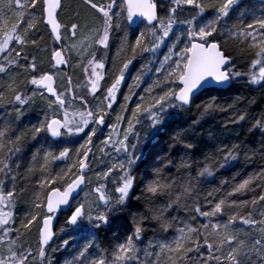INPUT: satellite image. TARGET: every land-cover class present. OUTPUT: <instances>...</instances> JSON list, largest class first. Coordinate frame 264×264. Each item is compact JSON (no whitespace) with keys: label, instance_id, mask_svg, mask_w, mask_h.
Wrapping results in <instances>:
<instances>
[{"label":"snow or ice","instance_id":"obj_1","mask_svg":"<svg viewBox=\"0 0 264 264\" xmlns=\"http://www.w3.org/2000/svg\"><path fill=\"white\" fill-rule=\"evenodd\" d=\"M241 4L78 0L73 7L66 0H0V264H58L48 249H68V239L51 244L53 221L65 208L71 210L66 225L86 233L65 264H264V168L233 177L226 191L202 189L241 155L248 162L259 153L264 160V115L247 128L260 133L259 148L247 139L218 140L215 152L193 159L205 147L206 116L229 112L223 132L248 119L239 97L217 103L222 91L241 80L264 88V10L249 15ZM66 8L71 15L64 19ZM41 27L59 47L48 52ZM33 50L48 53L46 69ZM138 58L143 63L127 84ZM238 59L247 62L246 71ZM74 68L82 73L75 83L66 71ZM193 105L198 118L187 128L177 123L180 130L138 178L144 148ZM58 162L65 167L54 172ZM85 188V200L73 206V194ZM249 192L251 200L239 198ZM22 200L28 210L18 222ZM114 218L123 222L125 239L99 249L91 230L111 228ZM33 231L34 246L27 240ZM148 232L153 238L145 244Z\"/></svg>","mask_w":264,"mask_h":264},{"label":"trees","instance_id":"obj_2","mask_svg":"<svg viewBox=\"0 0 264 264\" xmlns=\"http://www.w3.org/2000/svg\"><path fill=\"white\" fill-rule=\"evenodd\" d=\"M78 2V0H66V4H71L73 7ZM241 8H247L249 11V15L252 12H255L257 15L264 10V0H242ZM71 15V9L68 11L67 8L65 9V13L63 18L67 19ZM40 34L44 35L45 41L42 42V44L46 43V46L48 48V52L51 51L53 47H56V45L53 44L47 33L45 32L44 28L41 27ZM130 38L131 34H130ZM116 43H119L118 39ZM115 52V48H113V53ZM167 52V48H164L162 50L161 55ZM33 54L37 56L38 63H40V66L42 68H47V57L48 53L46 52H40L33 50ZM135 68H132L131 75L127 78V84L132 83V77L136 75L137 70L140 68L141 63L143 61L138 58L135 62ZM238 66L241 68V70H247L246 69V61L243 59H238L237 61ZM109 69V76L106 77V80L108 83L111 82V76L110 73L113 69V65L111 62L107 65ZM69 71V74L72 76L73 82H78L79 79L82 77V73L79 68H74ZM127 84H125L122 87L121 94L119 96V99L122 101L123 94L127 93L128 87ZM146 85H142L144 87ZM137 91H140V89H137ZM237 97H239V102L237 103V107L240 109L247 110L248 112V119L243 122V127L240 126H232L229 125L230 128L235 127L234 132H223V125L228 120L230 113L229 112H220L215 111L211 113L210 115L206 116L201 121V129L200 132L202 133L203 137V144L205 145L204 150L202 152H198L197 156L193 159L203 161L204 160V154L208 153L209 155L215 152L218 145V140L223 141L226 144H231L234 142H237L239 140L247 139L249 144H254L257 148H259L260 143V133L257 132L254 136L250 135L247 132L248 128V122L251 121L253 118H258L261 115H264V88H260L259 86H251L244 82V80H241L239 82H234L232 85L226 89L223 90L220 96L217 99L218 104H222L227 106L228 104H231L236 101ZM204 99H208V97H204ZM200 100H197V103H200ZM134 106V105H133ZM114 108L116 111H119L118 105H114ZM2 111V110H0ZM33 121L37 119L35 113H32ZM199 112L197 111L195 105H193L192 110L188 114H181L180 120L178 122L172 123L169 125L166 131H164L161 135L157 136L153 141L147 145L144 148L145 152V160L144 163L140 166L138 169L137 175L138 178L142 177L145 174L146 169L148 168L149 164L154 162L158 159L156 153L161 152V149L167 148V141L171 134H173L175 131H179L180 128L177 127V123L181 124L184 128H187L189 124H191V121L193 119L198 118ZM115 116L113 115L110 119L114 120ZM223 133V135H221ZM141 135H143V132H141ZM95 139V138H94ZM199 139V137H198ZM134 142V137L132 138ZM98 142V140L96 141ZM35 143V142H32ZM39 146V145H38ZM78 146V145H76ZM56 149L53 148V151ZM162 154V153H161ZM30 155V153H29ZM66 162H58L57 165L54 166L53 171H59L61 167H65ZM235 167H229L228 169H220L216 173L215 179L212 180L211 183H206L202 186L203 192L211 191L216 188H222L224 191H226L228 188L232 186V184L235 182L233 180V177L236 178V180L247 178L249 175H253L255 173H258L262 168H264V160L261 159L259 153H257L254 157L253 161H245V157L241 155L239 162H234ZM39 174L37 173V177ZM228 181L229 183L227 185H222V181ZM224 191H221L217 193V195H223ZM257 192L260 191L259 188L256 189ZM84 192V191H83ZM137 193H139V188L137 189ZM254 193L249 192L247 195L243 197H239L240 199H248L251 200ZM236 197H233L235 199ZM74 204V203H73ZM74 206V205H73ZM28 210V204L25 201H21L18 205L17 209V217L18 222L19 219L22 218L23 214ZM176 214V213H174ZM70 214H62L55 225V232L56 236L54 241L51 243L52 247H59L62 244V241L65 239L69 240V246L67 251L60 250L55 253L51 252V248L48 249L49 253L56 258L58 261V264H65L66 259H70L77 249L84 245L85 240L82 238L86 233L78 230L75 228V226L68 227L65 223L66 218ZM179 216L183 217L185 214L183 211L178 213ZM221 220H227V214H225L223 217L220 218ZM81 223L86 227H90L88 225V221L85 218ZM122 221L118 218H114L112 227L103 231H98L95 229H92L91 231L97 232V235L95 237H89V239H94L99 249H110L114 248L117 241H123L125 239V231L122 225ZM64 229L61 231V229ZM167 236V238L170 240L171 236L168 234H164ZM149 238H153V234L151 232H148L145 236V244L147 243V240ZM37 239V235L35 231H33L32 234L27 236V240L29 243H32L33 246L35 245V241ZM157 240L160 239L159 236L156 237ZM162 242V241H161ZM143 247V245H141ZM142 255V253H141ZM54 264L56 262L54 261Z\"/></svg>","mask_w":264,"mask_h":264},{"label":"rangeland","instance_id":"obj_3","mask_svg":"<svg viewBox=\"0 0 264 264\" xmlns=\"http://www.w3.org/2000/svg\"><path fill=\"white\" fill-rule=\"evenodd\" d=\"M67 10L69 11L70 8H67ZM125 126H126V125H125ZM105 132H107V129H105ZM97 143H99V141H98ZM93 168H94V170H98V169L96 168V165H95V164L93 165ZM90 177H91L92 182L95 183V176H94L93 174H90ZM87 192H88V188H85L84 192L80 195V197H78V199H76V200L74 201V204H73V205L75 206V204H76L77 201H83V200H85V198H86V193H87ZM88 200L90 201V200H91V197H88Z\"/></svg>","mask_w":264,"mask_h":264},{"label":"water","instance_id":"obj_4","mask_svg":"<svg viewBox=\"0 0 264 264\" xmlns=\"http://www.w3.org/2000/svg\"><path fill=\"white\" fill-rule=\"evenodd\" d=\"M56 47H59V45H56ZM67 71V70H66ZM85 190V189H84ZM79 191V190H78ZM83 193V191H79V195H77L76 193H74L73 195L76 197V199H78V197H80V195ZM75 199V200H76ZM74 200V201H75ZM74 201L72 202V203H74ZM71 214V210L70 209H68V208H65L64 209V211H63V213H61V214H59L58 215V218L62 215V214ZM58 218L57 219H55L54 221H53V223H54V226L56 225V222H57V220H58ZM68 227H71V226H69V225H67ZM54 239H55V237L53 238V241H54ZM52 243V242H51Z\"/></svg>","mask_w":264,"mask_h":264}]
</instances>
